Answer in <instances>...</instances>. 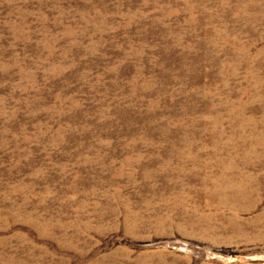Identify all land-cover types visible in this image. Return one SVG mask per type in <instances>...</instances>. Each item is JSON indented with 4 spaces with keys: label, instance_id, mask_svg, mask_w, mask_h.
<instances>
[{
    "label": "rangeland",
    "instance_id": "obj_1",
    "mask_svg": "<svg viewBox=\"0 0 264 264\" xmlns=\"http://www.w3.org/2000/svg\"><path fill=\"white\" fill-rule=\"evenodd\" d=\"M0 264H264V0H0Z\"/></svg>",
    "mask_w": 264,
    "mask_h": 264
},
{
    "label": "bare ground",
    "instance_id": "obj_2",
    "mask_svg": "<svg viewBox=\"0 0 264 264\" xmlns=\"http://www.w3.org/2000/svg\"><path fill=\"white\" fill-rule=\"evenodd\" d=\"M237 192H239L240 195L245 196V191H244V190H243V191L239 190V191H237Z\"/></svg>",
    "mask_w": 264,
    "mask_h": 264
}]
</instances>
